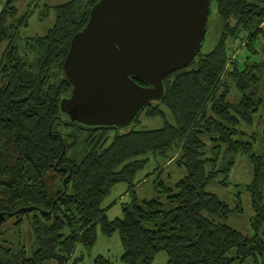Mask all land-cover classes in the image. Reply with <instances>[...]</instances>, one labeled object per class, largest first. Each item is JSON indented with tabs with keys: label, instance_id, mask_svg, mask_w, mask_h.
<instances>
[{
	"label": "trees",
	"instance_id": "16d2710c",
	"mask_svg": "<svg viewBox=\"0 0 264 264\" xmlns=\"http://www.w3.org/2000/svg\"><path fill=\"white\" fill-rule=\"evenodd\" d=\"M17 1L0 0V50L5 46L0 57V228L14 220L0 233V264H83L99 234L115 232L126 264H152L161 252L166 264H264V154L254 152L255 134L241 127L254 123L260 110L264 116V98L254 90L264 74V56L230 58L231 44L242 37L244 47L260 55L253 44L264 35V0H216L223 29L215 47L200 50L187 67L170 72L163 97L134 120L145 112L163 116V126L125 131L82 124L61 109L62 99L72 93L65 58L99 0L45 3L39 19L53 11L54 23L45 34L30 37L22 31L39 2L30 0L21 11ZM233 87L238 101L230 100ZM65 127L72 132H61L70 129ZM80 146L81 152H74ZM239 154H247L253 165L252 179L243 187L254 211L251 234L227 223L233 212L244 211V191L232 206L208 190L216 179L227 183ZM151 158L177 159L185 174L167 185L157 161L158 195L140 199L135 188ZM119 183L127 185L129 200L120 203L122 216L110 218L104 201ZM28 206L36 208L21 211ZM24 220L34 234L29 256L21 242ZM94 264H112V259L101 254Z\"/></svg>",
	"mask_w": 264,
	"mask_h": 264
},
{
	"label": "water",
	"instance_id": "95a60500",
	"mask_svg": "<svg viewBox=\"0 0 264 264\" xmlns=\"http://www.w3.org/2000/svg\"><path fill=\"white\" fill-rule=\"evenodd\" d=\"M209 15L210 0H99L65 58L72 93L62 111L89 126L134 122L163 97L164 78L200 52Z\"/></svg>",
	"mask_w": 264,
	"mask_h": 264
},
{
	"label": "rangeland",
	"instance_id": "374dc122",
	"mask_svg": "<svg viewBox=\"0 0 264 264\" xmlns=\"http://www.w3.org/2000/svg\"><path fill=\"white\" fill-rule=\"evenodd\" d=\"M67 0H37L39 2V6L34 8L36 11L34 13V16L29 21V27L23 28L22 36L23 37H30L34 35H41L45 34L48 29L53 25L55 20V13L52 11L51 15L47 17L44 20L39 19V13L43 10L44 4H50V5H56L61 4ZM17 5L21 11H24L26 7L28 6L30 0H18ZM211 16L209 19V26L206 38L203 42L201 52L202 53H208L210 52L216 45L218 36L220 35V32L223 29V23L222 20L217 12V5L216 0H212L211 2ZM246 37L238 38L236 39L232 44V54L230 55V58L233 59L234 55L239 56L240 59L243 60L242 57H250L251 60L256 59L258 56L261 57V55L264 56V35L259 36L254 41V48L260 51V55L256 53L249 52L247 46L244 47L242 45V42H246ZM5 46H2L0 50V57L2 55V52L4 50ZM246 49V50H245ZM231 50V49H230ZM238 54V55H237ZM240 54V55H239ZM261 80L257 85L254 86V90L257 91L258 95L262 98H264V74L261 76ZM228 81V79H227ZM232 85V84H231ZM230 100L232 99L235 101H238L240 99V94L237 92V90L233 87L230 91ZM262 115V110H260L256 116V120L254 123L247 125L242 124V129L247 132L248 134H255V140H254V152L256 154H264V116ZM166 118L173 122V116L171 114L166 113ZM165 122V118L163 116H148L146 113H142L139 117V120L136 122H132L129 125L122 127L121 130H150V129H156L161 126H163ZM70 128L68 130L63 129L61 132L63 133H71V127H65ZM86 135V133L84 134ZM249 136H245L244 139H248ZM250 139H253L252 137H249ZM80 148H75L74 152H81ZM178 153H176V157H178ZM160 160V164H162V167L164 169V172H161L162 179L166 182L167 185H173V183L178 180L180 177H182L185 173V167L181 166L177 159H174L172 161L167 162V160ZM157 159L151 158V161L146 166L145 170L139 174L140 183L135 188L136 193L140 199L142 198H153L158 195V193L155 191L154 183L156 181V178L158 177V170H156L157 167ZM248 163L252 164L251 159L247 154H239L237 157V161L235 162L234 167L232 168L230 175L228 177L227 183L222 185L218 183L217 179L215 182L210 184L208 186V190L211 192H214L218 194L223 200H225L227 203L234 206V204L237 202L234 198L237 195V193L241 190L244 191V185L249 183L252 179V170L251 167H248ZM220 178H222V175H220ZM264 188V187H263ZM127 191V185L125 183H119L117 184L111 194L105 199L104 206L109 205L116 197L118 200H129V196L124 195V197L121 198L122 194ZM241 199L243 202V212H233L228 218L227 223L230 224L232 227L237 228L241 232L251 234L252 233V227L250 218L253 216V208L251 204V196L250 193L244 191L242 192ZM117 207L112 209L111 207L110 211L108 212V215L110 218H115L117 216H122V209L120 208V205L117 204ZM14 220L11 218L4 221V225L0 228V233L6 232V230L10 229L13 226ZM21 242L22 245L25 246L26 252L25 254L29 256L32 251L33 242H34V234L32 231V228L27 220H24V222L21 225ZM100 237H105V239H110V242L113 247V252H116V246L119 244L120 249L123 250V246L120 240V236L118 232H115L112 236L106 237L102 234H99ZM100 239L98 250L103 251L102 246L104 245V242ZM107 243L109 240H106ZM98 243V242H97ZM106 247V246H105ZM82 249L81 246L77 248V252ZM107 249V248H106ZM98 250H92L90 254H88L85 258V263L83 264H90L94 258L96 252ZM121 260V259H120ZM167 256L165 252H161L156 258L155 261L152 264H166ZM112 259V264H113ZM119 263V262H118ZM123 264H126L125 262H121ZM46 264H57L55 260H50ZM115 264L117 262L115 261Z\"/></svg>",
	"mask_w": 264,
	"mask_h": 264
},
{
	"label": "crops",
	"instance_id": "0c3cea01",
	"mask_svg": "<svg viewBox=\"0 0 264 264\" xmlns=\"http://www.w3.org/2000/svg\"><path fill=\"white\" fill-rule=\"evenodd\" d=\"M248 167H251V170H252V176H253V165L252 164H250V163H248ZM185 174V173H184ZM251 176V177H252ZM124 195H127V192L125 191L123 194H122V196H121V198L122 197H124ZM123 200H118L117 199V197L109 204V205H107V206H109L108 207V212L110 211V209H111V207H113L112 209H114V208H116L117 206V204H119L120 205V203L122 202ZM120 208H121V205H120ZM118 217V216H117ZM116 218V217H115ZM104 236V235H103ZM101 238H103L102 240H103V242H104V245L106 246H102V249H103V251H101V250H98V249H96V248H98V245H99V242H100V239ZM106 240H109V242L107 243V241ZM98 243L96 244V246H95V250H98L96 253L97 254H95V257L96 256H98V255H105V256H108L109 258H111V259H113V264H115V261L117 262V264H123V263H121L122 261L120 260V257L122 256V253H123V250H121L120 249V246H119V244L115 247L117 250H116V252H113V247H112V244H111V242H110V239H105V237H100V235H99V238H98V241H97ZM107 248V249H106ZM93 249V250H94ZM95 259V258H94ZM119 262V263H118ZM248 263H250V262H247V263H239V262H237V263H235V264H248ZM90 264H94V260L90 263Z\"/></svg>",
	"mask_w": 264,
	"mask_h": 264
},
{
	"label": "built area",
	"instance_id": "2783aa9c",
	"mask_svg": "<svg viewBox=\"0 0 264 264\" xmlns=\"http://www.w3.org/2000/svg\"><path fill=\"white\" fill-rule=\"evenodd\" d=\"M261 26H264V20L262 21ZM244 44H245V42H242V45H244Z\"/></svg>",
	"mask_w": 264,
	"mask_h": 264
}]
</instances>
